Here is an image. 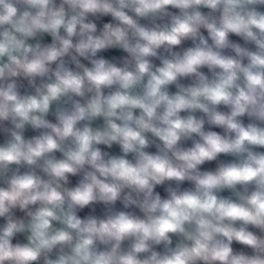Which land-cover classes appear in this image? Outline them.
<instances>
[{"label":"clouds","instance_id":"1","mask_svg":"<svg viewBox=\"0 0 264 264\" xmlns=\"http://www.w3.org/2000/svg\"><path fill=\"white\" fill-rule=\"evenodd\" d=\"M0 264H264V0H0Z\"/></svg>","mask_w":264,"mask_h":264},{"label":"crops","instance_id":"2","mask_svg":"<svg viewBox=\"0 0 264 264\" xmlns=\"http://www.w3.org/2000/svg\"><path fill=\"white\" fill-rule=\"evenodd\" d=\"M221 159H230V158H225V157H221ZM205 168H213L215 167V162L211 163V164H207L204 166Z\"/></svg>","mask_w":264,"mask_h":264}]
</instances>
